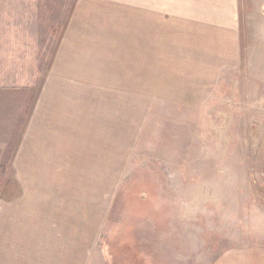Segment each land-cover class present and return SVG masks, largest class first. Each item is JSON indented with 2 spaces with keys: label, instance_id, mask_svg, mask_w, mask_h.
Returning <instances> with one entry per match:
<instances>
[{
  "label": "rangeland",
  "instance_id": "374dc122",
  "mask_svg": "<svg viewBox=\"0 0 264 264\" xmlns=\"http://www.w3.org/2000/svg\"><path fill=\"white\" fill-rule=\"evenodd\" d=\"M93 54L133 89L51 150ZM0 264H264V0H0Z\"/></svg>",
  "mask_w": 264,
  "mask_h": 264
},
{
  "label": "crops",
  "instance_id": "0c3cea01",
  "mask_svg": "<svg viewBox=\"0 0 264 264\" xmlns=\"http://www.w3.org/2000/svg\"><path fill=\"white\" fill-rule=\"evenodd\" d=\"M93 53H96V49ZM59 60H61V55H56L55 62L57 63L59 62ZM61 62L60 65L55 66V63L53 62L52 68L50 69L51 76L46 77V86L44 87L43 93V99L45 101L44 112L46 114V116H44L43 130H50V134L53 133L55 134V136L54 138H51L50 134H44L40 138H45L47 140V148L51 146V150H59L60 145L62 144V139L73 136L72 134H75L76 132L83 133L85 132V129L95 128L94 132L96 134V123L100 122L96 121V114L101 113V101L103 100L104 107L108 104L107 100L102 97L101 94H97V90H102L103 94L105 95V91H112L111 82L117 83V87L120 90L133 89L132 83L127 82L125 79L124 81H121L118 78L117 80H113V77L110 74L108 68H106V71L103 72L104 75L100 79L97 73L98 67L96 66V54H93L91 58H88V61H84L92 64L84 66L85 74H82L83 76L81 80H79V78H76V75L74 74H71V76H69V74L67 75L66 71H63L64 65H61ZM142 63L143 60L141 59V64ZM91 65H93L92 70H90ZM59 68L62 72H59ZM123 72L124 71L120 70V74ZM77 73L80 74L78 70ZM67 81L77 82L75 85L78 87L77 91H75V86L69 87ZM141 87H143V85H141ZM108 96L110 97V95ZM75 108L77 109V111L74 113L73 111ZM69 114H72V116L73 114L75 116H79V119L76 120V125H73L71 123V121H73V118L70 117ZM34 116L36 118V114H34ZM42 126L43 125H40L39 130ZM52 127H60L64 129L67 128L68 130L67 133H55L52 131ZM79 130H81L82 132H79ZM92 136L95 137L94 135ZM82 150L85 149L83 148Z\"/></svg>",
  "mask_w": 264,
  "mask_h": 264
}]
</instances>
